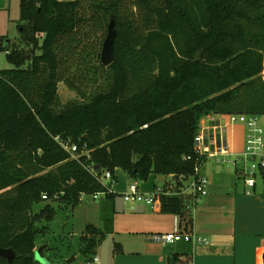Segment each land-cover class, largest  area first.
I'll return each mask as SVG.
<instances>
[{"label":"trees","instance_id":"16d2710c","mask_svg":"<svg viewBox=\"0 0 264 264\" xmlns=\"http://www.w3.org/2000/svg\"><path fill=\"white\" fill-rule=\"evenodd\" d=\"M18 20L24 47L0 71V247L15 256L0 264H38L49 201L106 192L100 177L116 168L136 183L177 177L179 191L205 160L202 119L264 115V0H20ZM59 83L78 100L61 104ZM184 196L160 194V212L182 214ZM102 235L80 237L90 263Z\"/></svg>","mask_w":264,"mask_h":264},{"label":"crops","instance_id":"0c3cea01","mask_svg":"<svg viewBox=\"0 0 264 264\" xmlns=\"http://www.w3.org/2000/svg\"><path fill=\"white\" fill-rule=\"evenodd\" d=\"M12 2L0 0V20L5 21V16L10 14ZM219 117L211 115L202 119L200 132L215 135L214 126ZM233 127L224 129L231 160L241 153L229 137V131L233 135ZM213 160L206 158L199 170L200 175L208 179L207 194L196 203L187 202L180 215L162 214L159 199L152 206L143 203L127 206L122 197L132 182L116 168L115 179L109 182L113 194L104 196V222L99 227L89 224L103 232L93 253V260L97 258V262L92 260V263L261 264L264 192H256V183L248 192L244 183L240 185L231 175L223 173ZM177 179L150 175L147 181L137 183V187L143 194H152L161 188L175 191ZM162 180L166 181L158 185ZM175 232L191 234L202 242L165 244L151 239L156 234Z\"/></svg>","mask_w":264,"mask_h":264},{"label":"rangeland","instance_id":"374dc122","mask_svg":"<svg viewBox=\"0 0 264 264\" xmlns=\"http://www.w3.org/2000/svg\"><path fill=\"white\" fill-rule=\"evenodd\" d=\"M12 1L10 14L5 16V21H2V19L0 20V71L14 68L7 60L6 50L11 51L13 48L24 47V39L20 32L18 20L20 0ZM58 95L61 104L78 100L77 95L62 83L58 84ZM242 115L248 116L249 114H240V116ZM242 120L244 119L242 118L240 121ZM261 120L264 121V118H261ZM229 137L232 140L233 146L242 153L244 151L246 138L245 125H243L242 122L234 124L233 135L231 136V132L229 131ZM225 159L231 158L226 157ZM215 165L222 172L224 171L223 173H228L236 179L240 185H243V178L240 174V170L243 169V162H239L236 168L228 163H215ZM247 165L248 163H246V166ZM164 181L166 180H162L159 183L157 182V184L161 185ZM184 188H187V182L184 183ZM246 190L248 192L252 191L251 188ZM256 192H264V180L259 175L256 176ZM189 196L190 192L184 197L187 198ZM104 201L105 197L102 195H98L97 199H93V195L85 194L81 196L80 203L73 208L61 207L57 202L49 201L51 206L55 209L54 218L50 223L42 222L37 225L39 228H44L42 234L36 238L38 247L42 245L47 246V248H45L47 250L44 249L45 251L43 252L44 257L54 264L62 263L66 260H71L69 264H93L90 263L92 259L91 255L89 256L83 253V245L80 237L85 233V229L89 224H94L99 227L104 222L102 215ZM45 203L46 202L40 201L34 204L32 207L33 213H38ZM126 205L129 206L128 204Z\"/></svg>","mask_w":264,"mask_h":264},{"label":"built area","instance_id":"2783aa9c","mask_svg":"<svg viewBox=\"0 0 264 264\" xmlns=\"http://www.w3.org/2000/svg\"><path fill=\"white\" fill-rule=\"evenodd\" d=\"M220 116L214 126L216 133L210 135L199 131L194 141V150L205 157V159H214L216 164L228 163L232 166H237L239 162H243V169L240 170L243 182L246 188L250 189L255 186L256 176L262 177L264 175V115H248L240 116L236 114L231 115H218ZM244 119L240 121L241 119ZM242 122L246 128V138L244 144V151L239 155H234L235 159H225L230 155L225 141L224 129L227 126L234 125ZM70 152H75L76 147L71 146ZM232 155V154H231ZM246 163L248 165L246 166ZM201 166V165H200ZM200 166L195 169L194 175L187 179V188H183L179 191H167L164 189H157L152 194H143L138 190L137 183L132 182L129 184L127 192L123 194V201L128 205H134L143 203L145 205L152 206L159 199V195L166 193L168 195H186L190 192V195L194 197V203L199 201V198L207 194L208 179L200 175ZM103 183L111 181V175L108 171H105L101 177ZM175 188V187H174ZM113 191L111 187H108L106 192L93 195V199H97L98 195L108 196L112 195ZM45 200V195L42 196ZM152 240L158 243L172 244L176 242L197 243L200 244L202 239L194 237L191 234L181 233H166L156 234L151 237ZM94 263L97 262V258H94ZM261 264H264V254H261Z\"/></svg>","mask_w":264,"mask_h":264},{"label":"water","instance_id":"95a60500","mask_svg":"<svg viewBox=\"0 0 264 264\" xmlns=\"http://www.w3.org/2000/svg\"><path fill=\"white\" fill-rule=\"evenodd\" d=\"M115 37V30L113 27V22L108 26V32L106 39L104 40L102 50H101V55H100V61L103 66H108L113 62V53H112V47H113V40ZM27 60L30 59L29 56L26 57ZM86 138V136H85ZM99 169L98 166H95L94 170L97 171ZM177 178V177H175ZM46 245H42L38 247L35 252H34V258L35 260L40 263V264H54L48 261L44 255H43V250L46 248ZM15 256V253L11 249H3L0 247V257L6 259L8 262H10ZM71 260H66L62 263H57V264H69Z\"/></svg>","mask_w":264,"mask_h":264}]
</instances>
